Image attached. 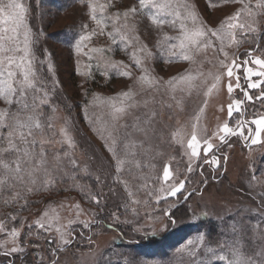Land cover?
Returning a JSON list of instances; mask_svg holds the SVG:
<instances>
[{"label":"rangeland","instance_id":"1","mask_svg":"<svg viewBox=\"0 0 264 264\" xmlns=\"http://www.w3.org/2000/svg\"><path fill=\"white\" fill-rule=\"evenodd\" d=\"M21 2L29 9L28 20L35 40L33 50L37 57L36 67L41 70L48 82V87L55 88L52 104L57 110L53 114L49 108H45V112L53 115V123L57 131L64 125L65 120L67 121L69 134L78 145L76 149L78 162L81 165H90L94 175L98 168H102L101 174L107 176L108 182L111 183L110 174L114 173V161L106 151L101 133L93 129L102 131L106 123H112L111 103L117 106H121V103L133 104L135 107L128 109L131 115H126L119 123L131 124L134 117L155 110L160 113V123L156 127L163 130L162 138L159 136L145 138L141 135L135 137L138 145L135 151L139 154L138 159L145 165L138 173L141 179L147 178L150 187L158 188L161 181L157 178L162 176L163 167L168 164L174 174H183L181 179L187 177L188 183L182 195L167 197L160 200L159 204L156 203L155 196L148 198L141 193L139 197L141 203L136 206L138 214H133L130 209L126 210L119 196L108 198L106 206L102 205L104 210L101 211L92 202L85 200L78 191L71 190L70 180L58 184L55 190L32 194H28L23 187L17 186L15 191L25 195L29 203L23 209L19 207V204H5L4 198L8 195L5 193L3 197H0V220L6 221L8 230L12 227L20 230L19 243L24 250L11 255H4L3 250H0V264H40V257H43L44 264H49L50 250L57 248L59 240L56 232L58 227L72 231L75 236L70 245H64L63 250L58 251V264H158L157 260L148 256L149 254L134 252L130 247L155 239H163L171 233L181 235L177 248L185 245L188 239L195 240L198 233H206L207 243L215 247L217 241L229 239L218 230L217 215L225 214L230 210V214L226 216L225 226L227 221L239 220L241 216L251 223L260 219L249 210L259 206L260 193H264V143L251 145L250 141L246 142L238 136L229 137L228 143L221 145L215 151V155L220 157L219 168L204 164L202 158L200 161L192 162L194 167L197 163L200 165L195 167L193 173L189 174L186 171L189 165L186 143L193 132V124L197 125L198 138L210 139L211 143L219 145V139L213 134L223 123L228 122L230 126L235 127L238 121L250 122L253 118L264 115V100L257 99L264 89H247L248 82L244 79L243 69L240 71V83L241 87L252 96L251 101L244 96L241 89H235L231 94L227 92L228 77L226 75L222 76L221 86L214 90L211 96H204L207 90L201 85V80L204 78L198 79L195 82L198 87L190 92L172 93L167 81L189 70L193 74L202 71L206 77L209 72L214 75L226 73V69L220 67L218 63V60L224 57L210 48L197 55L195 63L180 59L169 61L166 54L162 55L158 50L157 42H163L165 34L176 36L177 31L168 25L157 28L147 15L138 14L129 19V24L135 26L134 31H129V35L139 37L137 46L147 45L148 49L156 54L152 60L145 63V67L150 70V75L160 80L155 87L149 88L144 85L142 88L138 82L141 72L135 66L130 69L132 72L130 78L121 77L114 72L109 76L100 74L102 68L97 67V62L103 65L106 60H113L131 64L126 52L120 50L119 45H113L108 37L107 33L112 30L110 23L103 35L94 36L87 47H84L81 53H77L75 45L79 35L83 34L82 26L87 24L89 31L96 28L95 22L89 15L88 0H21ZM98 2L107 3L108 0H98ZM213 2L217 6L209 8L208 0H188L189 4L195 5L199 17L198 23L211 28H217L225 18L243 6L238 2L225 3L223 0H213ZM133 6H138V0H112V7L108 9V12L123 13ZM256 19V33L243 38L238 47L234 45L226 48L230 58L233 56L239 58L237 63L250 59L247 56L250 49L253 50V57L258 56L264 59V15ZM210 39L215 41L214 37ZM173 42L175 41H169V43ZM215 43L218 46L219 42L215 41ZM90 48H101L105 51L91 53L94 59L90 61L88 55H85ZM109 48L112 50L107 51ZM131 50L130 47L128 51ZM40 60L45 62L43 67L39 63ZM48 62L53 64V73L47 72ZM89 63L92 65L91 69L87 67ZM251 66L256 68L255 65ZM89 70L92 78L80 74L87 73ZM207 81L210 86L211 78L207 77ZM232 82L235 84L234 78ZM129 90L134 93L131 100L124 98L112 100ZM173 95L176 100L181 101L179 106L176 100L171 98ZM205 99L207 104L204 103ZM235 100H241L243 104L240 106L241 111L233 112L230 118L227 106ZM145 101H147L146 106ZM86 104L89 119L94 121L92 124L84 119ZM168 104L172 107L168 108ZM3 107H5L4 103L0 102V108ZM201 108L204 109L203 112L200 111ZM252 127L254 129L255 126ZM172 133H179L177 140L180 143L173 140ZM262 140H264V134H262ZM141 141H143L142 148L139 147ZM56 147L60 148V145ZM211 155L212 153L209 154L208 159H211ZM225 157H227L226 160ZM148 165H154V167ZM201 169L203 175H201ZM253 172L255 179H253ZM94 175L80 178V183L90 184L95 190ZM201 180L205 182L200 183ZM66 188L70 190L65 191ZM196 189L198 191H195ZM103 191L107 193V188ZM117 191H121L119 186ZM189 193L193 194L185 200L184 196ZM76 203H79L84 210L79 215V220H96L92 230L83 229L79 223L69 225L70 220L77 219L74 207ZM165 209H169L172 218L176 221L175 224H171L163 216ZM45 210L54 217L51 221V230L48 232L37 229L34 224ZM17 212L19 213L17 220L8 219L10 214ZM205 212L207 216L204 215ZM93 213H95L94 217ZM112 213L120 217L121 223H114ZM205 219L207 223L200 225L199 220ZM21 221H23V227H21ZM123 221H130V223ZM109 224L113 227L109 228ZM164 224L170 226L165 229ZM29 225H32L33 229L31 236L26 235ZM207 226H211L215 232L207 229ZM156 229L161 230L156 235H151ZM37 232H40L39 236ZM214 237L217 239H213ZM5 241L8 248L13 246L11 238L0 233V243ZM171 243H176L175 237ZM224 252L226 253L227 249ZM175 254H177L178 264H181L182 260L188 264L190 259L197 262L204 260L205 264H222L212 260L210 255H206L204 248L198 250L195 258H190L187 251L175 252ZM257 259L260 258L257 257Z\"/></svg>","mask_w":264,"mask_h":264},{"label":"snow or ice","instance_id":"2","mask_svg":"<svg viewBox=\"0 0 264 264\" xmlns=\"http://www.w3.org/2000/svg\"><path fill=\"white\" fill-rule=\"evenodd\" d=\"M223 2H238L243 6L225 18L217 28H211L198 23L199 17L195 5L189 4L188 0H138V6L130 7L123 13L108 12V9L112 7V0H108L107 3L88 0L89 15L95 22L96 28L89 31L87 24L82 26L83 34L78 37L75 45L76 51L78 54L81 53L94 36L103 35L105 28L110 23L112 30L107 33L108 37L113 45H119L120 50L126 52L131 64L113 60H106L103 65L97 62V67L102 68L100 74L109 76L114 72L121 77L130 78L132 76L130 69L135 66L141 72L138 82L142 88L144 85L149 88L157 86L160 80L150 75V70L145 67V63L152 60L156 54L148 49L147 45L137 46L139 37L129 35V31L135 30V26L129 24V19L138 14H144L148 16L155 27L162 28L168 25L177 31L176 36L165 34L163 42H157L158 50L162 55L166 54L169 61L180 59L195 63V57L210 48L224 57V59L218 60V63L220 67L226 69V73L214 75L209 72L207 77L211 78L210 86L202 71L193 74L189 70L187 73L172 77L167 81L172 93L176 91L190 92L193 88L198 87L195 82L204 78L201 80V85L206 87L204 96L208 97L221 86L222 76L226 75L228 77L227 92L231 94L235 89H241L244 96L251 101L252 96L241 87L240 71L243 69L244 79L248 82L247 89H264V59L258 56L253 57V50L250 49L247 52L250 59H244L237 63L239 58L235 56L230 58L226 48L234 45L238 47L243 38L257 32L256 18L264 15V0H255L254 3L253 0H223ZM216 6L217 4L213 0H208L207 7L214 8ZM28 11V7L21 0H0V102L5 105L0 108V197H3L5 193L8 194L4 198V203L19 204V207L23 209L29 202L25 195L15 191L17 186L23 187L28 194H32L33 192L55 190L58 184L64 183L66 180L72 182L71 190L78 191L85 200L92 202L101 211L104 210L103 206H106L107 199L113 196H119L123 200V207L126 210L130 209L133 214H138L136 206L141 203L139 198L141 193L148 198L155 196L157 204L167 197L182 195L186 190L188 178L181 179L183 174H174L168 164L164 165L162 176L157 178L161 181L158 188L150 187L147 178L142 180L138 174L145 165L138 159L139 154L135 151L138 147L135 137L137 135L145 138L149 136L163 137V130L156 127L160 123V113L155 110L134 117L131 124H121L119 121L126 115H131L128 109L135 105L121 103V106H117L115 103H111L112 123H106L102 131L93 129L101 133L106 151L114 161V173L110 174L112 176L111 183L108 182L107 176L101 174L102 168H98L94 175L90 165H81L78 162L76 158L78 145L69 134L67 121L65 120L64 125L57 131L53 123V115L45 112V108H49L53 114L57 110L56 106L52 104L55 88L48 87L47 80L41 70L36 67L37 57L33 50L35 40L28 20ZM243 17H247V19H243ZM210 37H214L215 41L219 42L218 46ZM169 41L175 42L169 43ZM130 47L132 50L129 52ZM111 50L109 48L107 51ZM104 51L101 48H90L85 55H88V59L91 61L94 59L91 53H103ZM39 63L43 67L45 62L40 60ZM251 65H255L256 68ZM87 67L91 69L92 65L89 63ZM53 71V64L48 62L47 72L53 73ZM80 74L92 78L90 70ZM253 77L260 79L253 80ZM233 78L235 84L232 82ZM133 96L134 93L129 90L112 100L120 98L131 100ZM171 98L176 100L175 95ZM257 99L264 100V90L261 91ZM180 103V100H176L177 106ZM204 103L207 104V99ZM242 104L241 100L230 103L227 106L228 116L231 118L233 112H240ZM146 105L147 101H145ZM167 107L171 108L172 105L168 104ZM200 111L203 112L204 109L201 108ZM84 119L89 124L94 123L89 119L87 104L85 105ZM196 127L197 125L193 124V132L186 143V155L189 160L186 171L189 174L195 171V167H200L199 163L194 167L192 162L200 161L202 158L204 164L219 168L220 157L215 155V151L221 145L228 143L229 137L238 136L246 142L250 141L251 145L264 143L262 140L264 115L253 118L250 122L238 121L235 127L230 126L228 122L223 123L213 134L219 139V145H214L210 139L198 138ZM178 135L179 133H172V138L175 142L180 143L177 140ZM56 145H60V148H57ZM142 146L143 141L140 142L139 147L142 148ZM210 153H212L211 159H208ZM226 159L227 157H225ZM148 166L154 167V165ZM93 175L96 182L95 190L90 184L80 183V178ZM201 175H203L202 169ZM253 179H255L254 172ZM204 182V180L200 181V183ZM117 186L121 191H117ZM104 188H107V193L103 191ZM192 194L184 196V199L187 200ZM20 201L23 203H19ZM74 207L77 219L70 220L69 225L79 223L83 229L92 230L96 220H79L78 217L84 210L79 203H76ZM249 211L258 215L260 219L251 223L241 216L239 220L227 221L225 226L226 216L230 214V210L216 216L219 221L218 230L222 231L229 239L217 241L215 247L207 243L206 233H198L195 240L188 239L185 245L177 248L176 251L179 253L187 251L190 258H195L198 250L204 248L206 255H210L212 260L222 262V264H264V193H260L259 206ZM92 215L94 217L95 213ZM204 215L207 216V213L205 212ZM18 216V212L10 214L8 219L15 221ZM112 216L114 223H121L118 215L112 213ZM163 216L171 224L176 223L169 209L163 211ZM53 218L49 211L45 210L34 221V224L37 229L48 232L51 230ZM123 222L130 223V221ZM168 226L170 225L164 224L165 229ZM21 227H23V221H21ZM108 227L112 228L113 225L109 224ZM160 230H154L151 235H156ZM32 232V225H29L26 235L31 236ZM56 232L59 240L57 248L50 250L49 264H58V251H62L64 245H70L75 239L70 230L58 227ZM0 233L10 237L13 244L11 248H8L7 241L0 243V250H3L4 255L24 250L19 243L21 232L18 228L12 227L8 230L6 221L0 220ZM39 235L40 232H37V236ZM51 243H56V241H51ZM225 249H227L226 253ZM257 257L260 259L258 260ZM40 264H44L43 257H40ZM181 264H185V262L182 260ZM188 264H205V261L197 262L190 259Z\"/></svg>","mask_w":264,"mask_h":264},{"label":"trees","instance_id":"3","mask_svg":"<svg viewBox=\"0 0 264 264\" xmlns=\"http://www.w3.org/2000/svg\"><path fill=\"white\" fill-rule=\"evenodd\" d=\"M199 221H200L199 222L200 225L207 223V219L199 220ZM207 229H211L212 232H215V230H213L211 226L208 227ZM172 235L173 234L171 233L168 236L164 237L163 239H155L152 241H148L146 243L139 244L134 247H130V249L133 250L134 252L142 253L144 255L149 254L148 256H150V258L153 257L155 260H157L158 264H178V260L176 258L177 254H175V252H177L176 251L177 242L181 239V235L180 234L173 236ZM174 237L176 238V243L173 244L171 242L174 239ZM213 239L216 240L217 238L214 237Z\"/></svg>","mask_w":264,"mask_h":264},{"label":"water","instance_id":"4","mask_svg":"<svg viewBox=\"0 0 264 264\" xmlns=\"http://www.w3.org/2000/svg\"><path fill=\"white\" fill-rule=\"evenodd\" d=\"M186 196H188V195H186ZM184 200V199H183Z\"/></svg>","mask_w":264,"mask_h":264}]
</instances>
